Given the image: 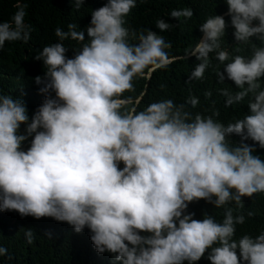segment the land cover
Instances as JSON below:
<instances>
[{"label": "clouds", "instance_id": "9594fccd", "mask_svg": "<svg viewBox=\"0 0 264 264\" xmlns=\"http://www.w3.org/2000/svg\"><path fill=\"white\" fill-rule=\"evenodd\" d=\"M65 1L68 22L48 5L33 30L24 2L0 0V214L86 228L96 255L122 264H195L208 249L211 264H264V233L234 239L245 222L238 206L264 193V158L253 154L264 151V0H226L229 13L200 25L184 98L161 78L133 97L171 63L154 25L131 28L137 0ZM193 14L174 9L156 26L169 33L171 17ZM43 22L53 37L39 48ZM213 72L232 87L220 89L225 106L245 109L240 118L199 109ZM200 199L222 223L186 214Z\"/></svg>", "mask_w": 264, "mask_h": 264}, {"label": "trees", "instance_id": "16d2710c", "mask_svg": "<svg viewBox=\"0 0 264 264\" xmlns=\"http://www.w3.org/2000/svg\"><path fill=\"white\" fill-rule=\"evenodd\" d=\"M10 1L12 7L18 2H24L27 5L28 19L33 30L39 27L49 8L48 5L52 13L63 17L65 22L70 20L69 16L73 13L65 0ZM88 1L90 0H84L83 4ZM97 1L104 4L108 3V0ZM137 2H139V5L133 10L129 18L131 28L135 31H141L147 30L154 25L153 30L165 36L168 43L171 44L167 51L171 63L166 68H163L162 72L155 73L156 70L154 69L151 81L148 79L141 80L139 89L133 97L141 95L143 82H150V87H161L165 84L161 83V78L164 81H170L178 97L184 98L187 89L194 84L185 75V68H192V63H187V61L196 60V58H191L189 52L203 36L200 31V25L209 17L221 16L224 11L229 13V6L226 0H137ZM186 8L193 10L194 14L190 19L180 17L177 20L171 17L172 25L169 33L157 28L156 22L165 18L172 10H183ZM91 10V6H84L81 9L86 14L90 13ZM258 23V21H254L253 26ZM227 31L226 27L224 36L227 35ZM52 37L53 26L49 22H43L32 39L40 48L48 44ZM150 67L146 68L145 71L147 72ZM136 80L139 79L137 78ZM259 84L261 85L259 90H264V80H260ZM205 87L208 92H211V96H206L203 104H200V108L196 106V109L203 110L206 115H210L212 111L217 110L230 120L241 117V113L245 111L241 103H235L230 107L225 106L226 100L220 89L230 90L232 87L221 83L216 72L208 76ZM201 88L202 84H197L195 91L200 92ZM122 97L123 95L119 96L118 100ZM247 99L248 101L252 100L253 94ZM253 154L264 158V151L255 150ZM207 202L205 199L195 201L197 207L189 208L186 210V214L194 213V219L197 220H203L206 215L212 216L217 222L222 223L224 216H214L213 214L222 215L223 213L211 209L210 205L203 206ZM238 207L242 211L241 214L245 216V222L236 225L234 239L238 240L245 234L256 237L264 233V193L255 194L253 197L243 201V204ZM8 212L0 214V236L5 234V238H7L5 244L7 253L0 256V264H122V261L114 259L112 253L105 252L96 255L94 245L90 239L91 232L86 228L83 232L74 234L66 226H63L62 222L54 218L44 217L36 219L33 216H22L14 210ZM249 212L253 213V215L249 216ZM29 230L33 233L31 243H29L26 236V232ZM141 235H148V233L142 232ZM210 252L211 249H208L204 256L195 264H211L208 259ZM184 264H188V262L185 261Z\"/></svg>", "mask_w": 264, "mask_h": 264}]
</instances>
